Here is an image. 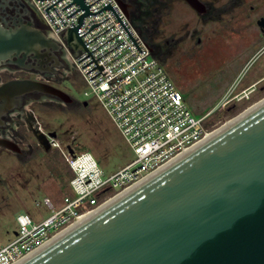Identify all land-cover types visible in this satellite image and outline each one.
Wrapping results in <instances>:
<instances>
[{
	"label": "water",
	"instance_id": "obj_1",
	"mask_svg": "<svg viewBox=\"0 0 264 264\" xmlns=\"http://www.w3.org/2000/svg\"><path fill=\"white\" fill-rule=\"evenodd\" d=\"M114 1L130 21L129 7ZM183 1L203 9L198 0ZM7 7L1 0L0 65L22 67L55 49L47 33L9 16ZM257 25L264 29V18ZM63 38L75 56L85 51L77 28ZM30 94L72 103L51 85L9 80L0 85V108ZM27 115L28 131L48 152L56 133ZM0 147L19 152L7 140ZM15 264H264V99Z\"/></svg>",
	"mask_w": 264,
	"mask_h": 264
},
{
	"label": "built area",
	"instance_id": "obj_2",
	"mask_svg": "<svg viewBox=\"0 0 264 264\" xmlns=\"http://www.w3.org/2000/svg\"><path fill=\"white\" fill-rule=\"evenodd\" d=\"M28 1L88 87L84 96L102 105L134 159L104 179L90 154L69 158L73 174L69 185L75 197L65 198V205L58 211L45 198L43 202L52 214L37 224L17 214L19 229L10 243L0 247V264L17 263L74 219L89 214L107 198L143 181L201 143L214 128L207 117L196 119L186 109L181 94L114 0H82L86 9L75 0ZM73 28H77L85 47L76 56L63 38ZM235 90L230 88L209 116L215 110L243 108L241 101L248 100L251 92ZM52 145L58 147L54 141Z\"/></svg>",
	"mask_w": 264,
	"mask_h": 264
},
{
	"label": "rangeland",
	"instance_id": "obj_3",
	"mask_svg": "<svg viewBox=\"0 0 264 264\" xmlns=\"http://www.w3.org/2000/svg\"><path fill=\"white\" fill-rule=\"evenodd\" d=\"M159 12L160 15L153 18L157 28L154 35L167 58L158 62L194 118L207 117L210 126L219 128L264 98L263 90L242 100L240 110L235 106L228 111L215 110L210 116L208 113L217 107L230 88L239 92L264 76V53L258 51L254 56L264 44L252 20L259 16L251 15L246 19L242 11H229L202 26L179 0L167 3ZM244 24H247L244 29L233 31L232 28ZM186 33L192 35V39L185 40ZM198 37L200 45H196ZM259 86L264 87V82ZM67 88L72 99L69 107L51 102L30 106L43 132L56 133L54 143L58 147L52 146L48 152L35 148L32 155L22 161L0 153V247L15 238L19 229L17 214L22 213L37 224L52 214L43 202L45 198L52 203L54 211H58L65 205V198L75 197L69 185L73 175L69 158L90 154L104 179L134 159L132 150L102 105L84 96L88 87L75 70L67 81Z\"/></svg>",
	"mask_w": 264,
	"mask_h": 264
},
{
	"label": "flooded vegetation",
	"instance_id": "obj_4",
	"mask_svg": "<svg viewBox=\"0 0 264 264\" xmlns=\"http://www.w3.org/2000/svg\"><path fill=\"white\" fill-rule=\"evenodd\" d=\"M3 1L7 2L8 7L6 8V12L9 16L21 15L24 22H30L37 29L47 33L44 23L28 0ZM122 1L129 7V18L142 19L143 17L160 15L159 11L162 10L167 3L173 0ZM179 1H181L194 13V15L198 18V22L202 24V26L216 20L218 16L229 14L232 11H242V14L246 15V19H248L251 15L259 16L252 20H254L259 31L258 38H264V29H261L257 25V22L261 18H264V0H198L203 5V9L200 12L192 10L183 0ZM244 26H247V24L241 25L239 28L237 26V29H232H234L233 31H238L244 29ZM192 37V35L186 33L183 38L186 40L187 38L192 39ZM200 44L201 39L198 37L196 38V45ZM167 48L170 49V46ZM263 48L264 44L258 48V50L254 53V56L258 51L259 54L262 53ZM159 50L161 51L160 48ZM151 53L153 55V51ZM23 65L24 66L22 67L16 64L0 65V85L9 80L26 79L51 85L69 95L67 81L74 70V66L69 60L65 50L58 44H56L55 49L49 50L47 55L42 59H31L29 57ZM262 82H264V76L255 81L253 88H250L249 85L241 90L249 89L251 94L258 93L264 90L263 86H259ZM46 102L64 105L57 99L51 98L49 96L30 94L20 97L10 109L3 110L0 108V139L9 141L19 150V152L15 153L0 147V153L12 155L18 160L22 161L24 158H26V156L27 158L30 157L35 148L41 149L36 141V143H34L29 138L31 137L33 140H35L32 134L28 131L26 122L30 121V117L27 115L28 112H32L30 110V106L33 104H42ZM64 106L69 107V105ZM35 119L38 123L36 117Z\"/></svg>",
	"mask_w": 264,
	"mask_h": 264
},
{
	"label": "trees",
	"instance_id": "obj_5",
	"mask_svg": "<svg viewBox=\"0 0 264 264\" xmlns=\"http://www.w3.org/2000/svg\"><path fill=\"white\" fill-rule=\"evenodd\" d=\"M156 15L143 17L142 19L130 18V23L145 44L152 49L153 56L160 62H164L165 57L159 50V44L156 41L154 32H157L155 27V21H153ZM158 16V15H157Z\"/></svg>",
	"mask_w": 264,
	"mask_h": 264
},
{
	"label": "bare ground",
	"instance_id": "obj_6",
	"mask_svg": "<svg viewBox=\"0 0 264 264\" xmlns=\"http://www.w3.org/2000/svg\"><path fill=\"white\" fill-rule=\"evenodd\" d=\"M130 22V21H129ZM264 99V98H263ZM262 99V100H263ZM262 100H260V101H262ZM260 101H258L257 103H255V104H253L252 106H250V107H248L245 111H247L248 109H250L251 107H253L254 105H256V104H258V103H260ZM242 111V110H241ZM245 111H243L242 113H244ZM241 114V113H240ZM239 115V114H238ZM235 116V115H234ZM233 119V118H232ZM230 121V120H229ZM227 123V122H226ZM225 123V124H226ZM225 124H223V125H225ZM222 125V126H223ZM222 126H220V127H222ZM219 127V128H220ZM219 128H216V127H214L212 130H211V134L210 135H212V133H214L217 129H219ZM132 187V186H131ZM125 191V190H124ZM118 194H115V195H113V196H111V197H109V198H107L106 200H104L103 202H102V204H101V206H103V205H105L106 203H108L109 201H111L114 197H116ZM101 206H99V207H101ZM88 216V214L87 215H85V216H81V217H78V218H76V219H74L70 224H68V225H66L65 226V228L62 230V231H64L65 229H67V228H69L70 226H72V225H74L75 223H77V222H79V221H81V220H83V219H85L86 217ZM61 231V232H62Z\"/></svg>",
	"mask_w": 264,
	"mask_h": 264
},
{
	"label": "crops",
	"instance_id": "obj_7",
	"mask_svg": "<svg viewBox=\"0 0 264 264\" xmlns=\"http://www.w3.org/2000/svg\"><path fill=\"white\" fill-rule=\"evenodd\" d=\"M252 83H255V82L253 81ZM250 84H251V83H250ZM250 84H249V85H250Z\"/></svg>",
	"mask_w": 264,
	"mask_h": 264
}]
</instances>
